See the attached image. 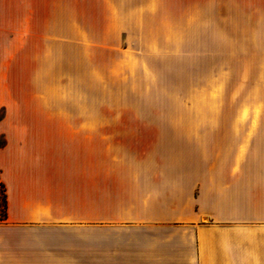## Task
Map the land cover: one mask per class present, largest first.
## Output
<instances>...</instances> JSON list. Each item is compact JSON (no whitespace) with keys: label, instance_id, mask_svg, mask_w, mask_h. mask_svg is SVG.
Listing matches in <instances>:
<instances>
[{"label":"crops","instance_id":"1","mask_svg":"<svg viewBox=\"0 0 264 264\" xmlns=\"http://www.w3.org/2000/svg\"><path fill=\"white\" fill-rule=\"evenodd\" d=\"M79 1L0 0V264H264V0L211 6L259 93L194 153L170 131L80 126L49 91L48 41L79 40Z\"/></svg>","mask_w":264,"mask_h":264},{"label":"rangeland","instance_id":"2","mask_svg":"<svg viewBox=\"0 0 264 264\" xmlns=\"http://www.w3.org/2000/svg\"><path fill=\"white\" fill-rule=\"evenodd\" d=\"M202 3L80 0L79 40L48 41V79L63 83L49 91L71 97L80 126L90 114L96 127L161 129L177 153L198 151L201 128L218 112L249 111L259 93L241 72L248 41L233 38L222 11L217 21L214 0ZM3 194L0 183V216Z\"/></svg>","mask_w":264,"mask_h":264},{"label":"trees","instance_id":"3","mask_svg":"<svg viewBox=\"0 0 264 264\" xmlns=\"http://www.w3.org/2000/svg\"><path fill=\"white\" fill-rule=\"evenodd\" d=\"M5 142L2 141L1 142V146H4ZM1 183V182H0ZM4 194H3V199H2V206H3V212L2 215L0 216V221H3L6 219L7 213H6V209H7V200H6V193H5V187L3 186V184L1 183Z\"/></svg>","mask_w":264,"mask_h":264}]
</instances>
